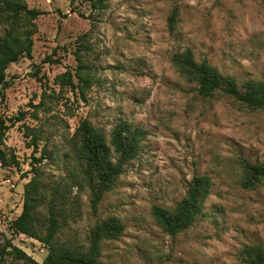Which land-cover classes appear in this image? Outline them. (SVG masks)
<instances>
[{
	"label": "rangeland",
	"instance_id": "obj_1",
	"mask_svg": "<svg viewBox=\"0 0 264 264\" xmlns=\"http://www.w3.org/2000/svg\"><path fill=\"white\" fill-rule=\"evenodd\" d=\"M26 1L44 13L32 55L7 69L0 103L11 125L6 143L21 163L0 165V244L45 259L47 246L9 229L23 209L25 184L38 177L48 196L67 183L62 241L88 245L97 220L116 215L124 222L120 237L103 241L107 264H244L245 246L264 248V181L255 189L241 184L243 159L264 162V108L221 93L203 97L173 63L190 48L197 61L207 59L240 83L264 81V0H108L101 12L84 0ZM84 119L108 138L118 123L144 130L140 153L97 213L91 190L74 177L71 137ZM27 127L40 134L37 148ZM197 174L211 178V193L198 219L171 235L153 206L174 208ZM0 264L33 263L5 254Z\"/></svg>",
	"mask_w": 264,
	"mask_h": 264
},
{
	"label": "trees",
	"instance_id": "obj_2",
	"mask_svg": "<svg viewBox=\"0 0 264 264\" xmlns=\"http://www.w3.org/2000/svg\"><path fill=\"white\" fill-rule=\"evenodd\" d=\"M84 1L93 12H101L108 6V0ZM43 13L38 8L30 7L26 0H0V103L5 98L8 85L7 69L12 63L32 55L34 35L38 29L37 19ZM175 17L176 13H173L171 21ZM173 63L181 75L196 82L198 93L203 97L210 98L221 93L250 109L264 108L262 80L240 83L234 76L220 73L207 59L197 61L190 48L176 53ZM85 69L86 66L81 65L79 75L88 86L91 79ZM64 76L75 87L71 72H66ZM21 114L23 113L15 116L14 121L21 120ZM7 120L0 111V165L20 168L19 156L6 143L7 132L11 126ZM25 132L31 137L30 144L37 148L41 138L37 129L27 127ZM143 135V129L124 122L115 125L108 138L90 120L84 119L80 122L71 137L72 155L78 163L74 177L80 179L79 186H87L91 190L94 213H97L105 193L115 186L120 175L124 173L126 164L140 153ZM241 171V184L245 189H255L264 181V162L253 163L243 159ZM43 184L38 177L25 184L23 209L11 220L9 229L14 233L34 237L47 246L45 259L42 263L36 262L22 249L7 241L4 245L0 244V262L5 254H15L33 264H107L101 259L103 241L120 237L125 230L124 222L116 215L97 220L90 230L88 245L68 244L59 237L67 223V183L62 190H54L51 196L47 195ZM211 189L212 180L208 175H194L187 195L174 208L153 206L152 213L158 225L171 235L188 229L202 213ZM43 208L46 210L44 213ZM1 212L0 207V214ZM241 258L244 264H264V248L261 245L245 246Z\"/></svg>",
	"mask_w": 264,
	"mask_h": 264
}]
</instances>
